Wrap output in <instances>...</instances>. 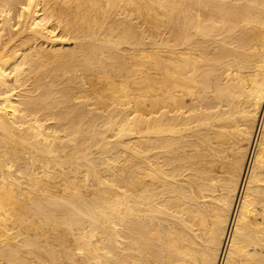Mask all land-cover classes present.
Returning <instances> with one entry per match:
<instances>
[{
    "label": "bare ground",
    "instance_id": "6f19581e",
    "mask_svg": "<svg viewBox=\"0 0 264 264\" xmlns=\"http://www.w3.org/2000/svg\"><path fill=\"white\" fill-rule=\"evenodd\" d=\"M0 264H264V0H0Z\"/></svg>",
    "mask_w": 264,
    "mask_h": 264
}]
</instances>
